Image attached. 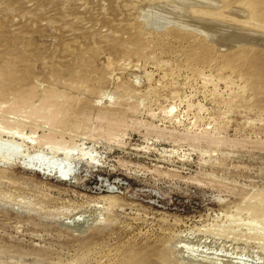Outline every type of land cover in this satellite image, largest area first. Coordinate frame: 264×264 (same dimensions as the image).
Wrapping results in <instances>:
<instances>
[{"label": "rangeland", "instance_id": "obj_1", "mask_svg": "<svg viewBox=\"0 0 264 264\" xmlns=\"http://www.w3.org/2000/svg\"><path fill=\"white\" fill-rule=\"evenodd\" d=\"M196 1L0 0V264H264V0Z\"/></svg>", "mask_w": 264, "mask_h": 264}, {"label": "bare ground", "instance_id": "obj_2", "mask_svg": "<svg viewBox=\"0 0 264 264\" xmlns=\"http://www.w3.org/2000/svg\"><path fill=\"white\" fill-rule=\"evenodd\" d=\"M173 1H174V0H173ZM178 1H179V0H178ZM180 1H181V0H180ZM193 1H195V0H193ZM197 1H198V0H197ZM197 1H196V3H197ZM199 1H200V0H199ZM199 1H198V2H199ZM218 1L220 2L221 0H218ZM218 1H217V2H218ZM166 2H167V1H166ZM176 2H177V1H176ZM201 2L204 3L203 6L206 5V6L209 8V10H212V9H213V11H215V13H218V12H217L218 9H219V8L217 9L218 5H219V4L222 5V4H221L222 2L219 3V4H217V3H216V0H201ZM155 3H156V2H155ZM159 3H160V2H159ZM181 3H182V2H181ZM202 3L200 4V2H199L200 5H202ZM149 4H151V3H149ZM149 4L147 5V6H148V7H147L148 10H149V8H152V9L154 10V12H155V9H154V8H157L158 5L149 7V6H150ZM152 4H153V2H152ZM184 5H185V4H184ZM194 5H195V7H196V4H194ZM252 5H254V4H252ZM145 6H146V5H145ZM178 6H179V5H178ZM188 6H189V5H188ZM160 7H161V5L159 6V8H160ZM200 7H201V6H200ZM219 7H220V6H219ZM229 7H230V6H229ZM254 7H255V6H254ZM254 7H252V8L254 9V10L252 11V9L248 6V8L251 9V10H248V8H247V12H248V14H249V11H251V12H253V13L256 14V9H255ZM256 7H257V6H256ZM145 8H146V7H145ZM167 8H170V6L167 7ZM176 8H177V6H176ZM191 8H192V7H191ZM191 8H189L190 11H192ZM202 8L205 10V7H202ZM202 8H201V9H202ZM215 8H216L217 11L214 10ZM227 8H228V7H227ZM227 8H226V9H227ZM152 9H150V10H152ZM162 9H163V8H162ZM162 9H160V10H162ZM164 9H165V8H164ZM235 9H236V8H235ZM148 10H147V13H148ZM156 10L158 11V9H156ZM178 10H179V9H178ZM194 10H195V9H194ZM196 10H198V9H196ZM196 10H195V11H196ZM207 10H208V9H207ZM220 10H221V8H220ZM220 10H219V11H220ZM228 10H231V11H229V12H231V13H232V11L234 12V9L232 10L231 8H230V9L228 8ZM239 10H242V9H239ZM244 10H245V9H244ZM244 10H243V11H244ZM168 11H169V10H168ZM168 11H167V12H168ZM179 11H182V10H179ZM202 11H203V10H202ZM226 11H227V10H226ZM259 11H260V10H259ZM149 12L152 13V11H149ZM165 12H166V10H165ZM170 12H171V11H170ZM173 12H175V11H173ZM193 12H194V11H193ZM198 12H199L198 14H200L201 11L198 10ZM221 12H222V11H221ZM221 12H220V13H221ZM236 12H238V9L235 11L236 16H238ZM239 12H240V13H238V14H239V17H240L241 19L239 18L238 20H240L241 23L243 22V26H242V24H241V26H242L243 28H246V29H247V28L251 25V23H246V22H245V21H246V15H247V13H245V15H242L241 11H239ZM244 12H245V11H244ZM244 12H243V13H244ZM175 13H177V11H176ZM179 13H180V12H179ZM188 13H189V12H188ZM190 13H191V12H190ZM195 13H196V12H195ZM220 13H219V14H220ZM145 14H146V13H145ZM164 14H165V13H164ZM166 14H167V13H166ZM166 14H165V15H166ZM171 14H172V12H171ZM171 14H170V15H171ZM207 14H208V12H207ZM235 14H233V15L230 14V15H231V16H234ZM240 14H241V15H240ZM258 14H259V12H258ZM260 14H261V12H260ZM148 15H149V14H148ZM173 15H174V14H173ZM175 15H177V14H175ZM183 15H184V13L182 12V17H184ZM227 15H228V14H227ZM227 15H226V17L221 18V20L224 21V19H226V18L228 17ZM262 15H263V17H260V16H259V17H260L261 19L264 20V14H262ZM150 16H151V15H150ZM236 16H234V17H232V18H230V17H228V18L233 19V18H235ZM247 16L252 17L251 14H250V15H247ZM154 17H155V15H154ZM160 17H161V16H160ZM174 17H176V16H174ZM243 17H245V19H243ZM146 18H147V17H146ZM168 18H169V19H168ZM170 18H171V16H169V15H168V17H167L168 20H166L165 17H164V19H163V18H159V16H158V17L156 16L155 19H152L153 21H152L151 19H149V20H151V22H152L151 25H152V24H153V25H155V24L158 25V24H159V25L161 26L162 24H167V23L169 24V22H170V21H169ZM216 18H218V17H216ZM237 18H238V17H236V19H237ZM177 19H178V17H177ZM261 19H259V21H260ZM174 20H175V19H174ZM174 20H173V21H174ZM182 20H183V19H182ZM182 20L180 21L181 23H182ZM216 20H217V19H216ZM219 20H220V19H219ZM226 20H228V19H226ZM263 20H262V21H263ZM147 21H148V20H147ZM163 21L166 22V23H164ZM176 21H177V20H176ZM178 21H179V20H178ZM193 21H195V20H193ZM193 21H190V23H187V24H189V26H192V25H193L192 23H195V22H193ZM200 21H201V20H200ZM200 21H198V23H199ZM206 21H209V20H206ZM213 21H214V20H212L211 24L213 23ZM229 21H230V20H229ZM240 21H239V22H240ZM259 21H258V22H259ZM161 22H162V24H160ZM214 22H215V21H214ZM237 22H238V21H237ZM239 22H238V24H240ZM147 23H148V22H147ZM174 23L177 24V23H179V22H177V23L174 22ZM174 23H172V19H171L170 24H174ZM207 23H208V22H207ZM217 23H219V21L216 22V23H214V24H212V26H214L215 24L217 25ZM254 23H255V22H254ZM254 23H253V25H254ZM259 23H260V24H259ZM259 23H258V24H259V27H258V28H259L260 30H262V32H263L264 24L261 26V23H262V22H259ZM148 24H149V23H148ZM179 24H180V23H179ZM187 24H186V25H187ZM209 24H210V22H209ZM255 24H257V21H256ZM258 24H257V25H258ZM149 25H150V24H149ZM153 25H152V26H153ZM180 25H181V24H180ZM182 25H183V23H182ZM195 25H196V24H195ZM201 25H202V24H201ZM204 25H205V23H204ZM206 25H207V24H206ZM232 25H233V24H232ZM232 25H230V26H232ZM253 25H251V26H253ZM257 25H254V27L257 26ZM152 26H150V27H152ZM187 26H188V25H187ZM193 26H194V25H193ZM219 26H226V25H225V24H224V25H221V24L219 23V24H218V27H219ZM236 26H237V25H236ZM153 27H154V26H153ZM156 27H157V26H156ZM209 27H211V25H210ZM159 28H161V27H159ZM216 28H217V26H216ZM226 28L228 29V28H230V27L227 26ZM231 28H232V27H231ZM231 28H230V29H231ZM209 29H210V28H209ZM212 29H213V27H212ZM212 29H211V30H212ZM222 29H223V28H222ZM230 29H228V30H230ZM233 29H234V28H233ZM233 29H232V30H233ZM246 29H245V31L248 30V29H247V30H246ZM259 29H258V30H259ZM145 30H146V29H145ZM152 30H153V29H152ZM224 30H225V29H224ZM232 30H231V32H232ZM242 30H243V29H242ZM254 30H255V29H254ZM233 31H236V32H233V33L241 35L242 38H244V37L247 38V37H248L249 39L251 38V40L253 39V37H255V36L257 35V34H254L255 32H254V33H253V32H250V33H252V34H250V33H243V31L239 32V31H240V28H239V31H238L237 29H236V30L234 29ZM237 31H238V32H237ZM249 31H250V28H249ZM251 31H253V30H251ZM147 32H148V31H147ZM259 32H260L261 34H260ZM262 32H261V31H258V33H259L260 35H263ZM256 33H257V31H256ZM220 34H221V33H220ZM222 34H223V33H222ZM259 34H258V36H260ZM231 35H232V34H231ZM221 36H222V35H221ZM221 36H220V37H221ZM225 36H226V35H224V37H225ZM263 36H264V35H263ZM222 37H223V36H222ZM226 37H227V36H226ZM256 37H257V36H256ZM256 37H255V38H256ZM255 38H254V39H255ZM257 38H259V37H257ZM217 39H218V38H217ZM261 39H262V38H261ZM261 39L259 38L258 40H261ZM206 40H207V39H206ZM211 40H212V39H211ZM228 40H229V39H228ZM228 40H227V41H228ZM251 40H248V41H251ZM255 40H257V39H255ZM218 41H220V39H219ZM224 41H225V40H224ZM224 41H222V42L224 43ZM244 41L247 42L246 39H244L243 42H244ZM243 42H242V43H243ZM246 42H244V43H246ZM253 42H254V41H253ZM263 42H264V41H262V42L260 41V44H262V45L264 46ZM225 43H226V42H225ZM247 43H248V42H247ZM250 43H251V42H250ZM248 44H249V43H248ZM245 45H246V44H245ZM151 59H152V58H151ZM0 81H2V80L0 79ZM0 87H1V86H0ZM1 90H2V89H1ZM31 92L33 93V96H34V93H35V92H33L32 90H31ZM31 92H29V93L32 94ZM235 92H236V91H235ZM1 93H2V91H1ZM29 93H28L27 96H25V97L23 96V94H22L23 97L20 95V96L22 97L21 100H20V98H18V99H17V102H16V101H15V102H16L17 104L19 103V104H18L19 106H22V105H20V104H23V103H25L26 101H28V99H30L29 97H33L32 95L29 96ZM24 95H25V93H24ZM45 95H46V94H45ZM57 95H58V94H57ZM49 96H50V95H49ZM61 96H62V95H61ZM45 97H46V96H45ZM50 97H51V96H50ZM58 98H59V97H58ZM45 99H46V98H45ZM48 99H49V98H48ZM52 99H53V98H52ZM55 99H56V97H55ZM18 101H19V102H18ZM12 102H13V101H12ZM12 102H11V103H12ZM2 103H3V102H2ZM11 103L8 104V106H10ZM13 103H14V102H13ZM111 104H112V102H111ZM0 105H1V103H0ZM2 105H3V104H2ZM2 105H1V106H2ZM48 105H49V106H51V105L53 106V105H54L53 100H52V101H48ZM55 105H56V104H55ZM55 105H54V106H55ZM62 105H63V104H62ZM1 106H0V107H1ZM6 106H7V105H6ZM6 106H5V107H6ZM49 106H48V108H49ZM60 106H61V105H59V107H60ZM56 107H58V106H56ZM59 107H58V108H59ZM58 108H56V110H57ZM60 108H62V106H61ZM60 108H59V109H60ZM5 109H6V108H5ZM59 109H58V112L60 111ZM63 109H65V108H63ZM37 111H38V110H37ZM66 111H67V110H66ZM66 111H63V112H66ZM165 111H166V110H165ZM58 112H55V113H58ZM63 112H62V110H61L60 113L63 114ZM34 113L36 114V112H34ZM60 113H59V114H60ZM167 113H168V112H167ZM64 114H65V113H64ZM64 114H63V115H64ZM66 114H67V113H66ZM162 114H163V113H162ZM57 115H58V114H57ZM57 115L54 114V115H51L50 117H47L48 121H51V120H54V119L56 120L57 117H58ZM67 115H68V114H67ZM168 115H169V114H168ZM171 115H172V114H171ZM59 117H60V119H61V117H62V119H63V117H64L63 121L65 120V116H59ZM47 119H46V120H47ZM62 119H61V122H62ZM106 119L108 120V116L105 117L103 120L105 121ZM115 121H116V120H115ZM120 121H121V120H120ZM247 121H248V120H247ZM107 123H108V122H107ZM110 123H111V122H110ZM116 123H118V122H116ZM201 123H202V122H201ZM114 124H115V122H113V124H112L113 127H117V126L119 127V125H121L120 123L115 124V125H114ZM108 125H109L110 127H112L111 124L108 123ZM124 125H125V124H124ZM137 125H138V124H137ZM225 125H226V124H225ZM121 126H122V125H121ZM133 126H134V125H133ZM221 126H222V125H221ZM107 127H108V126H107ZM212 127H213V126H212ZM195 128H196V127H195ZM199 129H200V128H199ZM213 129H214V128H213ZM213 129H212V130H213ZM217 129H218V127H217ZM208 130H210V129H208ZM212 130H210V131H212ZM218 130H219V129H218ZM194 131H195V130H194ZM197 131H198V130H197ZM184 132H185V131H184ZM214 132H215V131H214ZM106 134H107V133H106ZM211 134H212V133H211ZM211 134H209V132H208L207 130H206V131L202 130V131H199V132H196V133H189V132H186L185 135H183V136H184V139H186V140H188V141H194V142H195V141H199V140L207 141V142L210 141V142H212V143H216V144H220V143L222 142V139H219V138L216 139V138H215L213 135H211ZM247 139H248V138H247ZM198 143H199V142H198ZM223 143H224V142H223ZM223 143H222V144H223ZM233 147H234V146H233ZM76 224H77V223H76Z\"/></svg>", "mask_w": 264, "mask_h": 264}]
</instances>
